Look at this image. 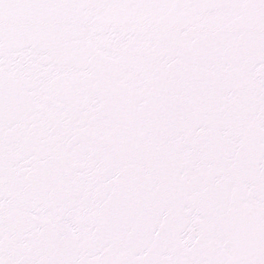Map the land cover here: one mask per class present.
Listing matches in <instances>:
<instances>
[{
	"label": "snow or ice",
	"instance_id": "6c2138e0",
	"mask_svg": "<svg viewBox=\"0 0 264 264\" xmlns=\"http://www.w3.org/2000/svg\"><path fill=\"white\" fill-rule=\"evenodd\" d=\"M0 264H264V0H0Z\"/></svg>",
	"mask_w": 264,
	"mask_h": 264
}]
</instances>
